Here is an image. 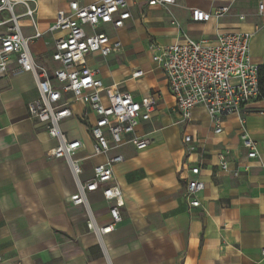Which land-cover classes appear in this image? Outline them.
Segmentation results:
<instances>
[{
  "label": "crops",
  "instance_id": "1",
  "mask_svg": "<svg viewBox=\"0 0 264 264\" xmlns=\"http://www.w3.org/2000/svg\"><path fill=\"white\" fill-rule=\"evenodd\" d=\"M70 1L36 0L37 26L44 34L31 40L30 48L34 58L50 68L57 65L52 53L61 33L49 28ZM261 3L264 0H182L171 8L180 30L166 9L136 0L132 17L114 34L122 48L107 58L88 56L105 84L117 85L138 100L158 97L151 119L138 127L139 134L151 138L147 148L124 144L108 154H94L91 126L96 114L71 93L64 94L72 115L61 127L70 139L82 142L76 157L82 159L83 180L108 156L123 155L113 165L110 182L123 192L122 221L102 241L88 228L85 207L73 203L77 184L69 165L51 154L57 138L29 115L28 103L38 96L35 79L13 61L0 74V264H264V98L248 105L245 124L260 151L258 158L250 159L237 115L224 118L221 133L214 131L202 105L193 109L190 121L180 122L168 78L149 49L154 40L175 42L182 31L196 39H214L218 32L250 30V56L264 71ZM223 5L229 10L220 19H192V7L213 11ZM20 22L25 35L34 34L28 17ZM146 57L152 67L141 63ZM137 69L143 75L133 77ZM185 134L192 135L197 151H187ZM224 149L231 151L229 170L218 165ZM195 165L200 167L198 175L190 171ZM237 167L238 176L233 174ZM192 178L205 183L195 207L186 197ZM88 198L99 225L110 222L114 201L105 198L102 188Z\"/></svg>",
  "mask_w": 264,
  "mask_h": 264
},
{
  "label": "built area",
  "instance_id": "2",
  "mask_svg": "<svg viewBox=\"0 0 264 264\" xmlns=\"http://www.w3.org/2000/svg\"><path fill=\"white\" fill-rule=\"evenodd\" d=\"M182 0H146L148 6L166 9L173 17V23L180 30L181 25L174 17L171 8ZM136 0H97L82 4L78 0L69 2L68 9H59L49 31L61 34L55 40L52 59L57 63L50 68L38 62L30 48L31 40L44 33L37 26L36 0H0V74L8 70L15 61L24 71L32 73L38 96L28 103L29 115L41 122L48 133L57 138L52 150L56 158L64 159L69 165L77 184V194L73 203L83 205L87 211V226L101 238L112 232L122 221L120 207L125 204L122 189L114 179L113 165L123 159V155L108 156L93 168V176L83 180L82 159L76 155L82 146L79 139H70L63 131L61 123L72 115L69 102L64 94L71 93L75 100L88 105L96 114L91 126L94 138V154H108L111 149L124 144H132L136 149L148 147L151 138L139 134L138 127L149 121L158 106L157 95L136 99L132 93L107 85L100 76L99 68L89 65L88 56L99 53L104 58L122 48V41L114 34L124 28L132 17L131 6ZM22 7V10H19ZM264 4H260L263 9ZM194 21L220 19L229 10V5L207 11L192 7ZM31 20L35 32L31 36L24 33L21 18ZM175 42L163 45L151 41L149 49L152 60L161 67L169 81L170 91L175 97L180 122L192 119V111L202 105L206 108L216 133L223 131L224 118L237 115L241 126L240 138L247 149V157L256 159L260 155L259 144L252 138L245 124L248 105L263 99L260 66L252 61L250 42L254 34L250 30L218 32L214 39H196L186 32ZM143 75L137 69L133 77ZM188 152L198 150L190 134L184 135ZM231 151L224 149L218 154V165L229 170ZM250 165L245 164L248 170ZM190 171L198 175L199 165ZM240 168L233 170L238 176ZM205 183L198 178L189 179L186 184V197L190 206L200 205L198 194ZM102 188L106 199L114 201L110 206L111 221L99 225L90 206V192ZM264 253V249H263Z\"/></svg>",
  "mask_w": 264,
  "mask_h": 264
},
{
  "label": "rangeland",
  "instance_id": "3",
  "mask_svg": "<svg viewBox=\"0 0 264 264\" xmlns=\"http://www.w3.org/2000/svg\"><path fill=\"white\" fill-rule=\"evenodd\" d=\"M146 17V15H145ZM141 63L145 66V67H152V63L149 57L144 58L143 60H141Z\"/></svg>",
  "mask_w": 264,
  "mask_h": 264
},
{
  "label": "trees",
  "instance_id": "4",
  "mask_svg": "<svg viewBox=\"0 0 264 264\" xmlns=\"http://www.w3.org/2000/svg\"><path fill=\"white\" fill-rule=\"evenodd\" d=\"M260 73H261V80H260V83H261V87H262L263 94H264V71L261 70V68H260Z\"/></svg>",
  "mask_w": 264,
  "mask_h": 264
}]
</instances>
